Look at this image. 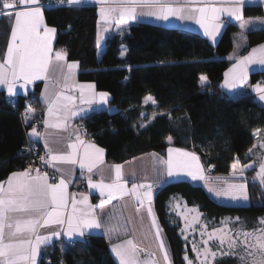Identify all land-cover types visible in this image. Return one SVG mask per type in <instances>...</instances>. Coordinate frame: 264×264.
I'll use <instances>...</instances> for the list:
<instances>
[{"label":"trees","instance_id":"trees-1","mask_svg":"<svg viewBox=\"0 0 264 264\" xmlns=\"http://www.w3.org/2000/svg\"><path fill=\"white\" fill-rule=\"evenodd\" d=\"M263 14L262 7L244 8L246 18ZM44 19L57 31L56 49L79 64V81L94 83L98 91L108 93L116 108L79 120L90 139L106 151L108 162L123 164L149 153L165 157L174 147L198 155L206 168H213L211 176L229 177L237 159L242 164L249 161L256 134L264 132V109L251 95H224L221 84L231 64L228 56L237 44L245 40L242 52L246 54L264 43V30L242 34L237 25L229 23L214 46L196 33L137 23L123 36L109 37L100 55L95 8L58 2L44 8ZM11 27L10 17L4 16L0 21V59L6 54ZM201 76L207 77L206 86ZM250 82L264 84V73L252 74ZM31 95L11 99L0 91V182L25 168L17 153L28 133L24 112ZM149 96L155 103L147 100ZM256 172V168L245 172L248 204L241 207L220 204L203 187L186 181L165 185L157 193L154 207L172 264L195 259L171 210L175 201L197 210L209 231L223 228L232 236L240 230L264 227L260 224L264 186ZM216 245L224 252L214 264H242V246L229 252L228 246ZM40 264L117 263L107 240L93 235L74 243H55L45 250Z\"/></svg>","mask_w":264,"mask_h":264},{"label":"snow or ice","instance_id":"snow-or-ice-1","mask_svg":"<svg viewBox=\"0 0 264 264\" xmlns=\"http://www.w3.org/2000/svg\"><path fill=\"white\" fill-rule=\"evenodd\" d=\"M60 2L61 5L75 6L80 4L82 0H60ZM101 3H106V0H101ZM230 3L233 5L232 7L220 8L174 6L166 3L165 0H114L115 6L102 7L100 14L101 18L105 21L117 12L121 21L136 20V9L138 7H149L156 9L150 12L149 15L158 20L168 21L170 17L195 19L196 23L204 29L205 34L215 39L220 25L211 23V21L218 19L217 14L227 11L229 16L235 17L236 20H242L243 7L245 4L251 3V0H230ZM20 6L25 7L17 10ZM5 10L10 11L5 12ZM185 11L191 14L185 16ZM196 13L199 15L196 16ZM5 14L14 16V24L10 30V42L7 46L6 55L3 63L0 64V85H7L8 92L11 94L16 81L22 79L27 84L45 78V74L52 61H64L67 54L63 50L53 53L52 37L56 30L44 25L39 0H0V15ZM245 23L252 24L253 22H243L241 23V27H244ZM42 27L43 34L41 33ZM252 52L256 53L257 49H253ZM260 52L262 55L258 62L264 64V45L260 46ZM252 62H255L252 56L240 58L235 68L230 70L233 73L232 79L231 81L226 80L225 86L234 89L238 83H242L246 76L244 66ZM76 67L75 63L67 65L69 73ZM66 79L67 77H65ZM200 79L203 83L207 78L201 76ZM79 87L83 89L85 86L80 85ZM87 87L91 89L93 85H88ZM255 88L257 91L264 93V87H261V85L257 84ZM98 95L101 104L107 102L108 93L101 92ZM45 99L48 102V113L49 115H53L60 110L61 99L71 101L72 97L64 96L62 98L61 94L54 90L51 94L46 95ZM260 99L264 100V95H261ZM147 100L155 103V100L151 96L147 97ZM88 103H92V101L90 100ZM63 107L66 108L67 105L65 104ZM72 115H75V113L73 112ZM45 126L60 128L62 125H49L45 121ZM30 135L38 137L40 133L36 127H32ZM77 140L79 143H69L67 145V148L71 151L65 154H51V149H49L50 159L72 165L79 163L81 169L87 168V171L91 173L96 162L102 156L103 149L97 148L94 144H88L84 146L83 153L80 154L79 148L84 142L79 140V136H77ZM45 147H47V144ZM260 147L264 148V145H260ZM174 152L175 156L173 155ZM44 159V157H41V160ZM161 163L166 165L167 176L169 178L184 174L192 181L205 179L198 157L194 153L169 149L167 161H161ZM238 164L239 162L237 161L232 165V168L234 170L237 169ZM114 169L115 180L112 183H104L102 180L93 183L91 177H89L90 187L99 189L101 195L107 194V199H102L100 206L102 207L108 203L117 194L121 197L132 195L138 201L139 206L135 210L139 213L143 201L140 199L137 189H146L144 196L150 203L153 186L151 184L137 185L134 183L129 191L126 189V185L121 182V165H115ZM33 172H35L34 175L32 174ZM233 175H235V171ZM260 176L261 182L264 183V164L260 166ZM6 183V187L3 183H0V264H36L39 246L51 238V236L39 235L37 228L46 227L53 223L56 225H63L65 223V209L68 204L66 195L68 185L64 178H61L58 183H49L47 173H41L38 168L33 169L31 166L24 171L12 173ZM208 191L213 192L217 197H228L232 200L241 198L245 201L248 200L246 185L243 183L228 184L227 187L219 189L210 187ZM80 202L87 204L88 197L84 196L81 201H77L73 196L72 212L67 216V235L71 236L74 232H78L79 235L83 236L85 229L104 228L109 234L118 231L117 226L113 225L111 221L105 225L95 215L87 213L78 214L76 205ZM91 207L89 205V208ZM147 212L149 217H151V225L156 230L155 238L159 249L163 253L165 262H168V252L161 236L162 230L159 228L151 207H148ZM21 216L26 218L21 219ZM260 224L264 225V219L260 221ZM204 228L207 229V225H204ZM218 232L222 233L223 230L213 229L211 233H208V238L202 240L204 246L202 250L193 244L192 250L196 252L197 257L201 255L204 257L202 264H208L209 258L215 259L217 253L212 251L208 245L209 241ZM23 233H31L34 236V241L25 238ZM51 235L59 236L60 233L55 232ZM204 235L205 233L201 232V236L203 237ZM218 239L221 247L227 243L229 252L242 246V251L239 254L242 264H264V227L251 231L240 230L232 236H227L224 233ZM111 250L119 258V264H155V261L151 259L153 254H148V258L141 260L140 249L130 238L124 239L119 243H112ZM187 259L188 257L185 256V260ZM189 264H192V262L189 261Z\"/></svg>","mask_w":264,"mask_h":264},{"label":"crops","instance_id":"crops-1","mask_svg":"<svg viewBox=\"0 0 264 264\" xmlns=\"http://www.w3.org/2000/svg\"><path fill=\"white\" fill-rule=\"evenodd\" d=\"M60 3V0H39V6L42 8L43 19H44V8L50 5H54L55 3ZM166 3L172 4L174 6H188V7H200V6H208V7H220V8H229L233 5L230 3V0H165ZM67 5V4H65ZM109 5L115 6L114 0H106V3H101V0H82V2L75 6H83V7H91L95 8L98 13V27H97V43L99 47V54L101 55L105 49V42L111 36H123L127 33L129 27L133 24L137 23H150L153 25L175 28L188 33H196L206 38L212 45H217L219 40L221 39L227 25L229 23L237 25L242 34L249 33L252 31L264 30V14L262 17L257 18H246L244 16V8L247 6L251 7H262L264 11V0H251V3L245 4L242 10V20H236L235 17L229 16L227 11H223L217 14L218 19L215 21H211V23L219 24V30L216 33L215 39L205 34L204 29L196 23L195 19H178L176 17H170L168 21L158 20L153 16H150L149 13L155 11L156 9L149 7H138L136 9V20H123L119 19V13L112 14L107 21L101 18L100 10L102 7H108ZM25 6H20L19 9H22ZM10 10H5L8 12ZM188 11L184 12L185 16L190 15ZM196 16L199 14L196 13ZM10 17L11 26L14 24V16H9L7 14L0 15V21L3 17ZM252 21V24L245 23L244 27H241V23ZM44 25L47 27L53 28L46 24L44 19ZM55 29V28H54ZM56 30V29H55ZM41 33L43 34V27L41 28ZM57 38V31L53 34L52 37V49L53 53L57 50L55 47ZM10 42V37L8 43ZM247 45L245 40L242 39L234 51L228 56V59L231 61V64L227 71L224 74V79L221 84V92L224 95L230 97H242L251 95L253 96L259 104L264 105V100L260 99L261 93L256 90L255 86L257 84L264 87L262 83L252 84L250 82V77L254 73H264V64H260L259 58L262 55L260 52V46L264 45V43L255 45L246 54H243V48ZM8 46V45H7ZM257 49L256 53H253L252 50ZM7 50V49H6ZM6 55V54H5ZM252 56L255 62L248 63L244 66L245 69V79L242 83H238L236 88H228L225 86L226 80L231 81L233 73L230 72L231 69H234L238 64L240 58ZM5 57V56H4ZM3 59H0V64L3 63ZM75 63L77 65L76 68L72 69L69 73L67 68L68 64ZM227 74V75H226ZM79 75V64L77 62H71L68 60L67 55L64 61H55L53 60L49 66L47 73L45 74V78L32 81L30 83L25 84L24 80H18L13 85V92L10 94L8 92L7 85H0V91L4 92L9 98L15 99L19 96L29 97L30 94L33 96H37L38 102L35 104L31 103L30 100L27 102L26 109L24 112V118L27 123L32 120L38 118L39 116H43L45 121L48 122L49 125L61 124L60 128L57 127H46L45 125L42 128H37V131L40 135L32 136L30 135L32 125L28 126V136L31 140L39 143L41 146L46 148L48 151L51 149V154H65L70 152L71 150L67 148L69 143H79L77 140V136H79V140L83 141L84 144L80 146L79 153L82 154L84 150V146L88 144H94L97 148L103 149L98 146L92 139L84 136L79 129V120L90 116L94 112H103L109 111L112 112L111 106V97L108 95L107 102L101 104L99 102V93L96 89L94 83L90 82H80L78 79ZM65 77L67 79L65 80ZM207 78V77H206ZM204 86L208 84V79L202 83ZM84 85L85 87L81 89L79 86ZM93 85V88L89 89L87 86ZM57 91L61 94V97L70 96L72 97L71 101H66L61 99V107L58 112L53 115H49L48 113V102L45 99L46 95L51 94L53 91ZM83 92V98H82ZM31 95V96H32ZM54 98V97H53ZM92 101V103H88V101ZM67 105L66 108L63 105ZM40 106V107H38ZM116 109V108H115ZM75 115H72V113ZM256 144L249 152L246 164H242L238 159V180L244 181L245 172L255 169L256 179L261 182L260 176V166L264 164V148L260 147V145H264V132L256 134ZM47 144V147L45 145ZM169 149H178L174 147H170ZM169 149L166 153L165 157L158 155L157 153H149L146 155L139 156L135 159H132L123 164H114L110 163L106 159V151L103 149V154L100 159L96 162L93 171L89 173L87 168L81 169L79 163L77 164H67L60 161H52L50 164L53 170L58 174L59 179L51 180L49 179V183H58L61 178L66 180L68 185L67 187V198L68 204L65 209V223L63 225L50 224L46 227H38L37 233L42 236H51V238L45 243L39 246L38 255L36 257V264H40L43 253L46 249L54 245L55 243H74L77 241H83L87 239L89 236L99 235L103 236L108 244L112 257L115 262L119 264V258L116 257L115 253L111 250L112 243H119L124 239H132L136 246L140 249V258L144 260L148 258V254H153L151 259L155 261V264H172V258L170 249L166 240V237L161 231V236L165 244V248L168 252L169 261L165 262L163 253L159 249L158 242L155 238V229L151 225V217H149L147 209L151 207L153 213L156 217L159 228L162 230L158 216L155 211L154 201L157 193L165 186L174 182L186 181L195 185H199L203 187L207 193L218 203L222 204L221 201L216 198L211 192L208 191L207 185L213 184L211 181L214 179H208L207 177L213 171L212 167L206 168L202 161L198 157L199 164L205 176L204 180L192 181L189 177L184 174L179 175L178 177L169 178L167 176V168L166 165L161 163V161H167L169 156ZM182 152H191L184 149H178ZM193 153V152H191ZM95 155V153H93ZM175 156V152L173 153ZM233 163V164H234ZM115 165H121L122 171V183L126 185L127 190H131L132 185L135 183L137 185L140 184H151L152 187V199L149 203L148 199L144 196V192L146 189L138 188L137 193L140 196V199L143 201V205L140 206L139 213L136 212V208L139 206L138 201L135 196L125 195L121 197L120 195H115L112 200L108 203L104 204L102 207L100 206V201L102 199H107V194L101 195V192L97 188H92L89 185V177H91L93 183L100 182L101 180L104 183H112L115 180ZM24 171V170H22ZM235 170L232 168V173L227 179L231 180L233 176V172ZM20 172V171H15ZM14 173V172H13ZM82 174V180L79 182V185L84 186L87 189L86 193L80 192H72L70 190L71 185L75 182L76 175ZM12 174H10L4 181L0 182L7 186V180ZM231 178V179H230ZM226 179V180H227ZM234 179V178H233ZM232 179V180H233ZM210 180V181H208ZM216 180L221 182V179L216 178ZM214 182V180H213ZM245 184L244 182H242ZM233 184H235L233 182ZM219 185V184H217ZM246 185V184H245ZM264 186V183H262ZM216 188V185L214 186ZM73 196L77 201H81L84 196L88 197V203H77L76 209L78 214L87 213L90 215H95L96 217L101 219L102 224L107 225L109 221L115 226H117L118 231L112 232L111 234L107 233L104 228L101 229H85L84 235L81 236L78 232H74L71 236L67 235V216L72 212V199ZM89 205L92 207L89 208ZM21 219L26 218L21 216ZM59 232V236L51 235L52 233ZM127 233V235H125ZM25 238L32 239L34 241V236L31 233H23Z\"/></svg>","mask_w":264,"mask_h":264},{"label":"rangeland","instance_id":"rangeland-1","mask_svg":"<svg viewBox=\"0 0 264 264\" xmlns=\"http://www.w3.org/2000/svg\"><path fill=\"white\" fill-rule=\"evenodd\" d=\"M112 112L116 111L115 108H112ZM209 176L207 177L208 179H213L212 176H210V174H208ZM238 175L239 171L238 169H235V175L232 176V179L229 180L226 177H214V182L213 180L211 181L210 185H207L208 188L212 187L215 188L214 186L216 185V188H223V187H227L228 184H233V182L235 184H241L243 181L238 180ZM216 178L221 179V182L218 183V181L216 180ZM227 179V180H226ZM210 181V180H208ZM219 184V185H217ZM216 198H218L221 203L223 205H229V206H235V207H241V206H245L248 204V200L245 201L243 198L238 199V200H232L231 198L228 197H217L213 192H211ZM171 210L175 216L176 219L179 220L180 222V231L181 234L183 236V238L185 239V237H187V239H185L186 241H188L191 250L193 249V244H195L197 247L201 248V250L203 249V244H202V240L203 239H207L208 238V233H211L212 231H209L208 229L204 228V225L201 222V216L198 213L197 210L193 209V208H189L187 206H185L184 204H181L177 201L173 202V204L171 205ZM186 218V220H185ZM186 223H187V227H186ZM202 226V227H201ZM223 230V232H218L212 240L209 241V247L211 248L212 251H215L217 253L215 259L209 258L208 259V264H214L216 261V258H218V255L222 254L224 252V250H222L220 247H217L216 243L219 242L218 237L224 233H227V231L223 228H221ZM182 230H184L182 232ZM163 231V229H162ZM201 232H204L205 235L202 237L201 236ZM164 233V232H163ZM227 238V237H226ZM226 247H227V243H225ZM224 245V246H225ZM240 249V247H238ZM237 248V249H238ZM236 249V250H237ZM242 251V249H240ZM241 251H239V254L241 253ZM193 254H194V258L193 260L189 259L187 260V264H189V261L192 262V264H202V261L204 259L203 255H201L200 257H197L196 252H194L192 250Z\"/></svg>","mask_w":264,"mask_h":264},{"label":"built area","instance_id":"built-area-1","mask_svg":"<svg viewBox=\"0 0 264 264\" xmlns=\"http://www.w3.org/2000/svg\"><path fill=\"white\" fill-rule=\"evenodd\" d=\"M65 52V51H64ZM30 102L35 103L37 102L36 96H30ZM260 108L264 109L263 104H259ZM26 123V125H32L38 128H42L45 125V118L43 116H39L38 118L32 120L31 122ZM80 132L88 138H90V135L87 133L84 125L79 126ZM17 157L20 158L25 163V169L29 168L31 166L33 169L38 168L41 173H47L48 178L51 180H58L59 176L53 170L50 164V154L49 151L41 146L39 143L31 140L28 136V133H26V140L25 143L22 145L21 149L17 153ZM41 157H44V160H41ZM33 175L35 172L32 173ZM82 180V174L76 175L75 182L71 185L70 190L72 192H80V193H86L87 189L79 185V182Z\"/></svg>","mask_w":264,"mask_h":264}]
</instances>
